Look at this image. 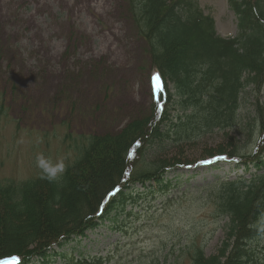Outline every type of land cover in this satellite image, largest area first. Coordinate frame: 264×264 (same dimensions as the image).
<instances>
[{
  "label": "rangeland",
  "instance_id": "rangeland-1",
  "mask_svg": "<svg viewBox=\"0 0 264 264\" xmlns=\"http://www.w3.org/2000/svg\"><path fill=\"white\" fill-rule=\"evenodd\" d=\"M194 3L214 20L218 36H237L238 20L229 0ZM130 4L0 0L1 187L13 183L19 189L42 179L38 154L53 162L63 158L66 170L74 167L95 137L117 138L152 113L162 81L155 79L158 72ZM169 89L175 95L171 82ZM241 96L234 127L182 141L175 134L184 121L177 122L186 119L191 108L177 104L181 97L173 96L166 135L143 144L134 174L158 163H197V168H167L166 192L156 180L136 182L128 188L133 190V203L127 200L124 209L108 213L107 199L96 215V227L70 235L47 257L34 256L31 264H74L88 258L107 259L102 264H192L194 248H202L206 256L215 254L227 220L218 216L211 187L243 172L228 163L209 167L210 161L202 159L233 147L242 156L254 151L258 95L250 87ZM260 97L264 102V91Z\"/></svg>",
  "mask_w": 264,
  "mask_h": 264
},
{
  "label": "trees",
  "instance_id": "trees-1",
  "mask_svg": "<svg viewBox=\"0 0 264 264\" xmlns=\"http://www.w3.org/2000/svg\"><path fill=\"white\" fill-rule=\"evenodd\" d=\"M125 1L131 3L138 33L149 46L164 89L140 125L132 123L117 138L95 137L58 183L35 178L19 189L13 183L0 185V262L17 257L31 264L36 255L47 257L54 244L96 227L99 208L117 189L105 207L108 213L124 209L127 200L133 203V190L128 188L136 182L156 180L165 192L169 188L163 186L166 169L186 163L177 167L158 163L134 171L143 144L165 134L173 96L181 97L177 104L191 108L190 115L177 122L184 121L175 134L182 141L234 127L241 95L253 87L258 95L256 154L242 156L233 147L218 155L245 159V170L252 166L257 172L211 187L218 215L227 220L226 235L215 254L206 256L202 248H194L191 260L192 264H264V102L260 97L264 91V0H229L238 20L233 39L217 35L214 21L196 7L195 0ZM102 263L101 258H88L74 264Z\"/></svg>",
  "mask_w": 264,
  "mask_h": 264
},
{
  "label": "clouds",
  "instance_id": "clouds-1",
  "mask_svg": "<svg viewBox=\"0 0 264 264\" xmlns=\"http://www.w3.org/2000/svg\"><path fill=\"white\" fill-rule=\"evenodd\" d=\"M36 167L40 170L41 178L49 183H58L66 171L63 158H58L55 162L43 154L36 156Z\"/></svg>",
  "mask_w": 264,
  "mask_h": 264
},
{
  "label": "snow or ice",
  "instance_id": "snow-or-ice-1",
  "mask_svg": "<svg viewBox=\"0 0 264 264\" xmlns=\"http://www.w3.org/2000/svg\"><path fill=\"white\" fill-rule=\"evenodd\" d=\"M156 81L159 82L160 81V77L159 75L157 74V76L155 77Z\"/></svg>",
  "mask_w": 264,
  "mask_h": 264
},
{
  "label": "bare ground",
  "instance_id": "bare-ground-1",
  "mask_svg": "<svg viewBox=\"0 0 264 264\" xmlns=\"http://www.w3.org/2000/svg\"><path fill=\"white\" fill-rule=\"evenodd\" d=\"M211 161H212V160H210V164H211Z\"/></svg>",
  "mask_w": 264,
  "mask_h": 264
}]
</instances>
